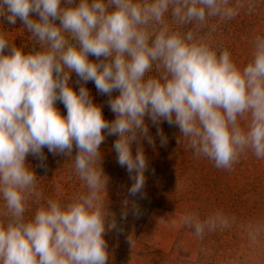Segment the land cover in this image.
I'll return each mask as SVG.
<instances>
[{"label": "clouds", "instance_id": "clouds-1", "mask_svg": "<svg viewBox=\"0 0 264 264\" xmlns=\"http://www.w3.org/2000/svg\"><path fill=\"white\" fill-rule=\"evenodd\" d=\"M241 7L240 0H0V18L19 20L35 38L25 51L0 31V264H109L104 236L116 223L103 203L109 177L101 145L117 137V163L133 181L128 194L145 198L143 142L154 146L146 118L162 147L168 138L159 125L166 121L179 129L178 145L182 136L217 168L230 170L247 150L264 158V37L255 38L252 59L240 68L227 49L218 54L204 36L173 30L166 20L170 14L199 29ZM89 81L108 97L115 119L104 118ZM45 148L74 159L87 192L67 203L49 198L26 219L29 200L41 197L26 160L43 166ZM183 222L197 236L227 226L220 214L203 222L189 214Z\"/></svg>", "mask_w": 264, "mask_h": 264}, {"label": "rangeland", "instance_id": "rangeland-1", "mask_svg": "<svg viewBox=\"0 0 264 264\" xmlns=\"http://www.w3.org/2000/svg\"><path fill=\"white\" fill-rule=\"evenodd\" d=\"M240 2L243 7L233 18L209 17L199 29L173 22L170 14L166 20L173 30H192L197 36H204L218 54L227 49L237 66L243 68L252 59L255 38L264 37V0ZM235 3L231 0L232 5ZM7 30L17 33H6L10 43L11 38H18L17 42L28 38L29 47L35 44V38L19 20L10 25L0 18V31ZM149 75H155V70ZM76 80L73 73L72 86L78 91ZM85 86L94 103L103 105L104 118L115 119L107 104L108 97L98 93L91 81ZM56 106L61 114H67L63 103L57 102ZM145 122L154 138V146L143 142L149 164L145 172V198L128 194L133 181L126 168L117 163L113 149L117 137L106 136L101 145L102 168L109 177L107 194L102 193L103 203L114 214L116 223L104 236L109 264H264V158L258 159L247 150L230 170L217 168L212 160L195 155L182 136L177 144V127L166 121L159 125L168 138L167 145L162 147L157 127L148 118ZM240 124L243 127L245 121ZM132 149L135 153V143ZM44 154L43 166L32 156L26 160L37 175V191L41 193L39 201L29 200L26 219H31L39 205L49 198L67 203L87 192L72 157L53 155L47 148ZM75 154L74 148L72 156ZM5 211L0 198V220L5 218ZM124 211L126 218L122 216ZM189 214H196L201 222L220 214L227 226L218 223L197 236L194 228L183 222Z\"/></svg>", "mask_w": 264, "mask_h": 264}, {"label": "trees", "instance_id": "trees-1", "mask_svg": "<svg viewBox=\"0 0 264 264\" xmlns=\"http://www.w3.org/2000/svg\"><path fill=\"white\" fill-rule=\"evenodd\" d=\"M5 33H7L8 35H11V36H14V35H16L17 33H14V32H12V30L11 31H6ZM11 41H13V42H15V44L17 45V46H21V45H24L25 46V48L26 47H29V39L28 38H26V40H20L19 39V42H17L18 41V38H11ZM91 59H95L94 57H91Z\"/></svg>", "mask_w": 264, "mask_h": 264}]
</instances>
